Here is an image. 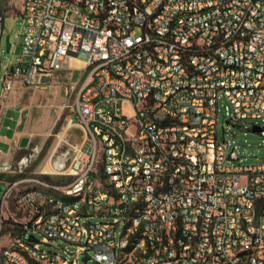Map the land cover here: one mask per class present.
Here are the masks:
<instances>
[{"label": "built area", "instance_id": "obj_1", "mask_svg": "<svg viewBox=\"0 0 264 264\" xmlns=\"http://www.w3.org/2000/svg\"><path fill=\"white\" fill-rule=\"evenodd\" d=\"M23 6L2 97L86 53L66 84L85 139L42 170L65 182L8 183L0 264H264V156L249 161L230 130L252 119L264 137V0Z\"/></svg>", "mask_w": 264, "mask_h": 264}, {"label": "crops", "instance_id": "obj_2", "mask_svg": "<svg viewBox=\"0 0 264 264\" xmlns=\"http://www.w3.org/2000/svg\"><path fill=\"white\" fill-rule=\"evenodd\" d=\"M23 11L24 6H22V16ZM76 71L82 72L81 77L85 74V61L68 58L63 67L56 71L48 87L29 86L18 80L7 97L3 98L2 85L0 86V174L2 176L17 167H23L28 163V154L42 150L55 135L65 112V104L70 101L66 94V84L73 80ZM72 117L73 108L72 113L65 117L67 121L65 131L72 126L79 127L69 123ZM24 137L29 139L26 146L21 145ZM64 161L63 156L58 161L52 162L58 166L50 164L49 161L47 163L60 168L64 165Z\"/></svg>", "mask_w": 264, "mask_h": 264}, {"label": "rangeland", "instance_id": "obj_3", "mask_svg": "<svg viewBox=\"0 0 264 264\" xmlns=\"http://www.w3.org/2000/svg\"><path fill=\"white\" fill-rule=\"evenodd\" d=\"M24 0H0V13L5 18L4 21H0V33L2 37L0 39V86L4 80L6 71L11 66L12 61L17 57L21 52V37L20 33L22 30L23 16L22 6ZM10 35V42L12 44L11 49L7 50V36ZM88 55L84 52L79 54L80 60H87ZM82 72L76 71L73 82L81 80ZM66 97V96H65ZM72 103L73 100H70L69 103L65 104V112L61 118V122L56 129L55 135L51 137L50 142L39 152H31L28 154V163L23 167H17L10 173H5L2 176L0 174V208L1 203L4 198V193L8 188V182L19 181L23 179H41L51 183H63L64 178L60 175L46 174L42 170V165L45 162L58 161L61 157L64 156L65 166H68L74 156V147H79L82 141L85 139V132L80 127L72 126L65 131V126H67L66 115L72 113ZM126 109H129L126 106ZM73 117L75 118L74 114ZM227 116L222 112L220 114V128L221 130L224 127H228ZM251 122H254L252 119L242 120L237 125L230 124V130L235 134L236 139L242 145V151L248 157L249 161H254L255 157L264 156V142L263 135L258 132H254L251 129ZM65 131V132H64ZM35 153V154H33ZM58 166L57 164H55ZM8 175V176H6ZM6 176V177H5ZM7 179V180H4ZM34 185V182H23L21 186L30 187ZM99 217L93 218L92 220H98ZM38 238L42 236L37 234ZM65 245V243H61ZM0 245H8V238L6 235L0 237ZM42 247L48 250H54L53 247L42 244ZM74 249L73 247H71ZM79 264H96L94 261H84L81 258Z\"/></svg>", "mask_w": 264, "mask_h": 264}, {"label": "water", "instance_id": "obj_4", "mask_svg": "<svg viewBox=\"0 0 264 264\" xmlns=\"http://www.w3.org/2000/svg\"><path fill=\"white\" fill-rule=\"evenodd\" d=\"M6 41H7V50L9 51V50L11 49L10 35L7 36ZM45 80H46V81H49V78H45ZM260 130H262L261 127H259V126H255V127H254V131H255V132H258V131H260ZM28 141H29V139H28L27 137L22 138V140H21V145H22V146H26V145L28 144ZM63 166H65V164H64ZM63 166H61V167H63ZM61 167H60V168H61ZM87 259H88L87 257H84V260H85V261H86Z\"/></svg>", "mask_w": 264, "mask_h": 264}, {"label": "bare ground", "instance_id": "obj_5", "mask_svg": "<svg viewBox=\"0 0 264 264\" xmlns=\"http://www.w3.org/2000/svg\"><path fill=\"white\" fill-rule=\"evenodd\" d=\"M53 165H55V163H52ZM50 164L45 162L43 165H42V169H45L47 170L49 168Z\"/></svg>", "mask_w": 264, "mask_h": 264}, {"label": "trees", "instance_id": "obj_6", "mask_svg": "<svg viewBox=\"0 0 264 264\" xmlns=\"http://www.w3.org/2000/svg\"><path fill=\"white\" fill-rule=\"evenodd\" d=\"M34 264H39V262H37V261H34Z\"/></svg>", "mask_w": 264, "mask_h": 264}]
</instances>
